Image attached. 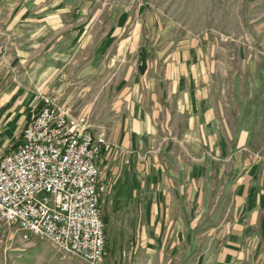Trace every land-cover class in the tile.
<instances>
[{
  "label": "rangeland",
  "instance_id": "rangeland-1",
  "mask_svg": "<svg viewBox=\"0 0 264 264\" xmlns=\"http://www.w3.org/2000/svg\"><path fill=\"white\" fill-rule=\"evenodd\" d=\"M60 38L64 45L72 39L71 48L60 47ZM62 49L70 52L61 57ZM58 56L66 63L61 70ZM19 79L31 87L35 101L23 126L9 135L0 160L23 143L26 123L43 107L41 96L55 99L74 131L90 135L80 149L90 152L83 160L96 178L95 206L104 226L100 264H198L212 241L204 233L182 248L177 244L172 253L165 239L142 236L152 200L158 193L174 196V167L189 165L191 179L211 190L229 180L222 167L230 165L231 151L254 153L264 167V0H0V93ZM178 79L181 89L173 93ZM188 86L207 94L208 121L202 122L201 140L192 124L191 140L184 142L179 101ZM128 88L144 103L153 98L166 104L174 95L168 109L154 105L159 121L133 134L130 152L96 132L120 120ZM190 114L199 115V109L194 106ZM61 153L69 163L71 156L63 157L64 148ZM107 160L114 170L103 168ZM120 178L125 185L117 196L108 184ZM56 194L43 191L39 197L53 203ZM220 199L211 203H230L227 193ZM214 205L192 209L219 220L222 213ZM17 223L0 220V264H90L74 253L72 238H24ZM253 256L251 264L264 262Z\"/></svg>",
  "mask_w": 264,
  "mask_h": 264
},
{
  "label": "crops",
  "instance_id": "crops-1",
  "mask_svg": "<svg viewBox=\"0 0 264 264\" xmlns=\"http://www.w3.org/2000/svg\"><path fill=\"white\" fill-rule=\"evenodd\" d=\"M66 40H69L70 46L67 43L64 45L62 38L57 39L56 42H60V47L70 49L72 39L66 38ZM59 52L63 57V54L70 50L62 49ZM64 64L66 63L62 62L58 56L55 65L60 68L56 69L61 70ZM44 75L45 73L42 76ZM179 82L180 79L176 82V89H172L173 93H178L181 89ZM127 92L130 93V96L125 99L127 109L121 113L120 120H116L111 126L113 132L112 129L102 130L104 128L96 132L102 131L112 144L118 147L121 145L122 150L130 152L132 151L133 134L142 133L146 125H149V121H159L156 119L157 110L154 109V105L158 106L156 108L158 110L161 105L163 110L168 109V102L173 100L174 95L170 93L168 102L158 105L153 98L146 103L138 102L139 99L133 97V94H137L134 88L126 89L124 93ZM34 98L31 87L24 84L21 79L17 84H10L6 87V91L0 93V157L9 140V135L13 134L18 127L23 126L26 113L35 101ZM179 104H182L184 111L183 126L187 128L186 132L182 133V141L190 142L192 124L198 127L199 140H201L202 122L207 124L208 121L206 117L207 94L202 89L191 92L189 86L182 88V101H179ZM194 106L199 109V115L195 114L196 116L191 117L190 112ZM202 134L205 135L202 140H205L206 133L202 131ZM181 157H185L184 152ZM227 157L231 163L229 166L222 167V170L230 174V178L224 184H220L221 189L215 185L214 190H211L206 183L201 184L199 180L191 179L192 167L189 165L175 166L176 176L171 177L174 179L172 183L174 196L168 193L162 198L158 193V198L152 200L155 204L152 203L150 211L144 214L143 224L146 228L142 236L165 239L167 249L172 253L179 248L177 244L182 248L183 243L188 245L190 239L198 238L204 233V237L212 241L200 252L198 264H251L255 259L253 256L255 253H257L256 259L259 262L261 259L264 261V167L257 164L259 156L251 152L231 151ZM114 164L111 160H107L103 168L114 170ZM102 176L104 177V174ZM118 181L115 180L116 184L110 182L108 184L109 188L115 189H113V194L117 196L119 195L118 187L125 185V179L120 178ZM168 185L170 186V183ZM226 193L230 199L228 205L222 207L221 202L215 205L211 203V200H216V198L221 201L220 197L222 198ZM210 205H214V209L221 211V219L213 221L208 217L209 215H206V212L204 217L197 216L192 209L193 206H198L204 211Z\"/></svg>",
  "mask_w": 264,
  "mask_h": 264
},
{
  "label": "built area",
  "instance_id": "built-area-1",
  "mask_svg": "<svg viewBox=\"0 0 264 264\" xmlns=\"http://www.w3.org/2000/svg\"><path fill=\"white\" fill-rule=\"evenodd\" d=\"M40 99L43 107L26 123L23 143L14 154L0 160V220L18 221L24 238L30 234L66 235L73 239L78 251L74 253L90 264H100L104 226L95 206L92 183L96 178L91 165L83 160L90 152L80 149L91 137L74 131L73 123L69 125L64 109L55 99ZM61 148L65 150L63 157L71 156L69 163L62 161ZM56 190L59 195H55L53 203L39 197L43 191Z\"/></svg>",
  "mask_w": 264,
  "mask_h": 264
},
{
  "label": "bare ground",
  "instance_id": "bare-ground-1",
  "mask_svg": "<svg viewBox=\"0 0 264 264\" xmlns=\"http://www.w3.org/2000/svg\"><path fill=\"white\" fill-rule=\"evenodd\" d=\"M102 219H103V217H102ZM105 222V221H104Z\"/></svg>",
  "mask_w": 264,
  "mask_h": 264
}]
</instances>
